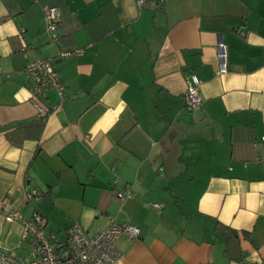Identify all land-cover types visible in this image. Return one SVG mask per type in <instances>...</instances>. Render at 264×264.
Wrapping results in <instances>:
<instances>
[{"label":"crops","instance_id":"crops-1","mask_svg":"<svg viewBox=\"0 0 264 264\" xmlns=\"http://www.w3.org/2000/svg\"><path fill=\"white\" fill-rule=\"evenodd\" d=\"M138 1L0 0V250L31 261L24 220L42 213L61 241L73 223L89 235L111 220L138 226L139 238L118 237V264H264V0ZM46 6L61 9L57 42ZM104 8L111 29L94 41L86 24ZM36 57L51 60L66 100L40 140L18 146L7 134L39 119L23 71ZM222 228L237 233L230 255Z\"/></svg>","mask_w":264,"mask_h":264},{"label":"built area","instance_id":"built-area-1","mask_svg":"<svg viewBox=\"0 0 264 264\" xmlns=\"http://www.w3.org/2000/svg\"><path fill=\"white\" fill-rule=\"evenodd\" d=\"M162 3L164 0H158ZM145 0H139L138 6L142 8ZM46 31L53 41L57 40L58 22L61 11L57 7H45ZM72 52L62 53L63 57L72 55ZM218 54V74H225L229 71L228 67V48L222 34L218 35L217 40ZM29 83L40 118H46L51 112L56 111L66 100V87L62 82L60 73L53 67L48 58L36 57L29 59L23 69ZM201 80L196 75L187 77V91L185 95L186 108L190 112L198 110L202 103L200 92ZM50 89H56L60 96V102L52 107L45 106L39 98ZM261 141L264 143V136ZM259 160V159H258ZM264 165V158L259 160ZM36 190L32 191L36 195ZM32 196V195H31ZM117 197L124 201L127 197H132L131 192L126 195L118 193ZM9 201L2 202L5 209ZM154 207L162 210V204H155ZM6 220L9 223L23 219L20 212H5ZM24 238L29 240L34 247V258L25 261L18 257L15 252L0 250V264H118L120 254L115 245L118 237L126 233L132 239L139 238L141 229L128 222L111 220L110 225L104 230L94 235L85 232L78 223H73L68 229L66 239L59 240L55 233L47 229L48 218L42 213H36L31 220H24Z\"/></svg>","mask_w":264,"mask_h":264},{"label":"trees","instance_id":"trees-1","mask_svg":"<svg viewBox=\"0 0 264 264\" xmlns=\"http://www.w3.org/2000/svg\"><path fill=\"white\" fill-rule=\"evenodd\" d=\"M48 7H56V6H48ZM57 8H59V7H57ZM44 10H45V8H44ZM60 11H61V9H60ZM111 12H112V10L110 8H108V9L104 8L100 11L97 18H95L94 20H92L86 24L87 25L86 27L88 28V30L92 36V39L94 41L102 38L103 36H105L110 31V29H111L110 28V23H111L110 18L112 16ZM61 17H62V14H61ZM61 17H60V20L58 22V28H59L60 23H61ZM109 21H110V23L108 24ZM115 26H116V24H115ZM106 27H108V28H106ZM57 31H58V29H57ZM50 38H51V36H50ZM59 39L60 38L57 34V40L56 41H53L52 39L51 40L53 42H57V41H59ZM64 52H72V51H64ZM44 126H45V118L43 119V118L39 117V119L36 121H31L28 123H23V124L17 125V127L14 131L7 134V137L13 144L20 146L27 139L40 140V136L42 134ZM221 234L228 239V241L226 243L225 252H226V254L230 255L232 252V244L234 242H236V240H238L237 233L235 231H231V230H228L226 228H224V229L222 228Z\"/></svg>","mask_w":264,"mask_h":264},{"label":"rangeland","instance_id":"rangeland-1","mask_svg":"<svg viewBox=\"0 0 264 264\" xmlns=\"http://www.w3.org/2000/svg\"><path fill=\"white\" fill-rule=\"evenodd\" d=\"M31 246H32V245H30V247H31ZM32 250H33V257H32V259H33V258H34V250H35L33 246H32ZM32 259H31V260H32Z\"/></svg>","mask_w":264,"mask_h":264}]
</instances>
